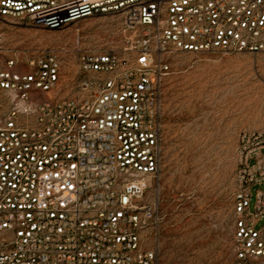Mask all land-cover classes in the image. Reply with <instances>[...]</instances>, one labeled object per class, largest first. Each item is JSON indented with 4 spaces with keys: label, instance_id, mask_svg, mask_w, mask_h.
Instances as JSON below:
<instances>
[{
    "label": "built area",
    "instance_id": "2783aa9c",
    "mask_svg": "<svg viewBox=\"0 0 264 264\" xmlns=\"http://www.w3.org/2000/svg\"><path fill=\"white\" fill-rule=\"evenodd\" d=\"M97 15L121 18V46L4 53L5 25ZM214 50L264 52V0H0V264H156L165 79L174 55ZM263 149L264 130L240 133L235 264H264Z\"/></svg>",
    "mask_w": 264,
    "mask_h": 264
},
{
    "label": "rangeland",
    "instance_id": "374dc122",
    "mask_svg": "<svg viewBox=\"0 0 264 264\" xmlns=\"http://www.w3.org/2000/svg\"><path fill=\"white\" fill-rule=\"evenodd\" d=\"M120 26L121 18L109 15L61 29L9 24L4 53L23 57L51 47L70 63L77 41L91 50L121 46ZM244 130H264V52L174 55L163 91L160 165L144 197L155 212L143 228V244L155 252L156 264H235L236 174ZM261 189L264 182L252 185L251 209ZM263 224L264 217L257 226Z\"/></svg>",
    "mask_w": 264,
    "mask_h": 264
}]
</instances>
